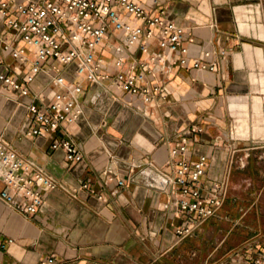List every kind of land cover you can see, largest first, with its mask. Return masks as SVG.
Returning <instances> with one entry per match:
<instances>
[{"label": "crops", "instance_id": "0c3cea01", "mask_svg": "<svg viewBox=\"0 0 264 264\" xmlns=\"http://www.w3.org/2000/svg\"><path fill=\"white\" fill-rule=\"evenodd\" d=\"M153 9L184 29L190 65L158 74L164 92L144 114L86 82L80 117L57 134L27 137L32 97L12 96L0 84V139L58 185L34 215L0 200V264H39L50 256L53 264H264L260 164L254 171L249 161L240 168L261 179L246 187L257 197H227L217 215L185 239L176 237L175 229L187 219L176 217L167 194L138 176L127 182L147 165L173 173L180 157L172 158L170 151L192 127L203 133L191 135L189 159L207 156L204 179L213 182H230L236 153L251 157L250 146L240 140H264V0H158ZM0 35L11 38L2 20ZM152 51H159L155 43ZM206 53L208 64L218 62L214 72L192 67ZM65 71L71 82L73 67ZM50 80L43 70L30 85L39 97L35 105L55 89ZM229 130L237 138L229 137ZM60 137L78 145L81 162L71 163L62 150L51 149ZM108 169L128 184L109 181L103 175ZM6 188L0 181V192Z\"/></svg>", "mask_w": 264, "mask_h": 264}, {"label": "built area", "instance_id": "2783aa9c", "mask_svg": "<svg viewBox=\"0 0 264 264\" xmlns=\"http://www.w3.org/2000/svg\"><path fill=\"white\" fill-rule=\"evenodd\" d=\"M157 5L158 0H0V20L11 34V38L0 35V84L12 96L18 93L24 98L32 97L28 111L32 125L27 137L57 134L80 117V96L86 82L103 86L134 111L146 112L164 92L158 74L190 65L184 29L167 21L165 11L154 13ZM153 43L158 52L152 51ZM6 56L12 63H7ZM222 56L227 54L223 52ZM209 57L210 53H206L193 60L192 67L214 72L218 62L208 64L205 59ZM69 67L74 71L71 82L65 73ZM43 70L49 73L55 89L35 105L39 97L32 93L30 85ZM202 133L203 128L192 127L171 149L172 158L180 157L173 173L147 165L127 180L135 182L138 176L145 186L170 197L176 217L187 219L175 229L176 237L181 239L191 237L197 227L215 217L228 197L229 180L204 179L207 156L195 162L189 159L190 137ZM51 149L62 150L71 163L83 160L78 145L64 138L53 139ZM103 175L109 181L116 180L119 186L128 184L116 179L111 169ZM0 181L7 187L0 192V200L27 215L39 212L45 204L44 195L58 189L53 177L21 158L1 139ZM12 243L9 239L8 244ZM54 261L50 256L39 264Z\"/></svg>", "mask_w": 264, "mask_h": 264}, {"label": "rangeland", "instance_id": "374dc122", "mask_svg": "<svg viewBox=\"0 0 264 264\" xmlns=\"http://www.w3.org/2000/svg\"><path fill=\"white\" fill-rule=\"evenodd\" d=\"M252 96H256V95H252ZM228 121L230 123V130L232 129V132H233L235 123L233 122L234 119L231 117L230 113H229ZM250 122H251V126L253 127L252 119ZM230 130H229L228 136L237 138L230 134L231 132ZM240 142L243 144L246 143L247 147L250 146V149H249L250 151H247V152L252 153V154L250 158L243 159L242 153H236L233 158V162H234L233 165L235 168L232 170V175H231L230 182H229V190L227 193L228 198L230 199H233V198L247 199L249 197H253L252 193H254L255 196L257 197L255 191L250 192L249 190L246 189V187L248 183H253L257 181L260 182L261 179L250 174L247 170L246 172H244L242 169H240L243 166L242 164H244V162L246 164V161L250 162L253 160L256 166H257V163L260 164L259 166H263L262 169L264 171V155H262V153H264V140L250 138V139L240 140ZM260 155H262V157H260ZM249 188H252V186H249Z\"/></svg>", "mask_w": 264, "mask_h": 264}, {"label": "trees", "instance_id": "16d2710c", "mask_svg": "<svg viewBox=\"0 0 264 264\" xmlns=\"http://www.w3.org/2000/svg\"><path fill=\"white\" fill-rule=\"evenodd\" d=\"M249 165H250L249 168L251 167V169H253V171H254V168L256 167L255 162L252 160V161H250Z\"/></svg>", "mask_w": 264, "mask_h": 264}]
</instances>
